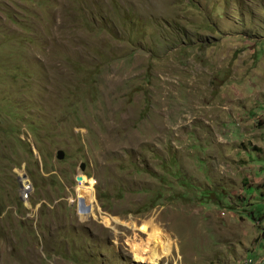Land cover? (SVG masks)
<instances>
[{"label":"rangeland","instance_id":"rangeland-1","mask_svg":"<svg viewBox=\"0 0 264 264\" xmlns=\"http://www.w3.org/2000/svg\"><path fill=\"white\" fill-rule=\"evenodd\" d=\"M248 261L264 0H0V264Z\"/></svg>","mask_w":264,"mask_h":264},{"label":"bare ground","instance_id":"bare-ground-1","mask_svg":"<svg viewBox=\"0 0 264 264\" xmlns=\"http://www.w3.org/2000/svg\"><path fill=\"white\" fill-rule=\"evenodd\" d=\"M82 195L84 197H86V199H83L82 198V201H81V204H82V207H86L88 202H87V196H88V193H82ZM112 222V221H111ZM80 224V223H79ZM111 224V223H110ZM114 225V223H113ZM116 225H119V224H116ZM103 229V228H102ZM154 250H155V257L151 260L153 263L155 262H158L160 260V252L170 243V239L168 236H166L165 234L163 233H157L156 235H154ZM252 261H248L246 264H251Z\"/></svg>","mask_w":264,"mask_h":264},{"label":"water","instance_id":"water-1","mask_svg":"<svg viewBox=\"0 0 264 264\" xmlns=\"http://www.w3.org/2000/svg\"><path fill=\"white\" fill-rule=\"evenodd\" d=\"M58 153V159L59 160H63L64 159V153H62V152H57ZM82 170H84V166L82 167ZM83 181V176H80V177H78L77 178V182L78 183H80V182H82ZM79 209H81L82 210V212H88L89 211V209L88 208H79Z\"/></svg>","mask_w":264,"mask_h":264},{"label":"built area","instance_id":"built-area-1","mask_svg":"<svg viewBox=\"0 0 264 264\" xmlns=\"http://www.w3.org/2000/svg\"><path fill=\"white\" fill-rule=\"evenodd\" d=\"M29 186H30L29 183H26V184H23V183H22V193H26V192H28L29 189H30ZM251 264H254V262L252 261Z\"/></svg>","mask_w":264,"mask_h":264}]
</instances>
